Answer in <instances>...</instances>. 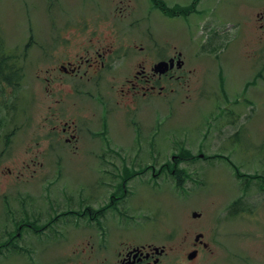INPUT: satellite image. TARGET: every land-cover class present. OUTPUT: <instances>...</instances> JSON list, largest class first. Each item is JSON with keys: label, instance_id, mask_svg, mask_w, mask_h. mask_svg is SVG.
Instances as JSON below:
<instances>
[{"label": "rangeland", "instance_id": "374dc122", "mask_svg": "<svg viewBox=\"0 0 264 264\" xmlns=\"http://www.w3.org/2000/svg\"><path fill=\"white\" fill-rule=\"evenodd\" d=\"M160 1L178 14H165L152 0H0V52L16 57L23 68L19 84H0V245H8L0 264L98 263L111 259L122 240L152 236L167 243L169 233L174 242L168 245L175 248L193 236L196 225L204 226L206 237L217 238L215 263H227L226 256L236 252L242 264H264V198H245L252 217L224 221L232 176L258 173L250 160L264 150V0ZM192 3L193 11L182 13ZM71 33L76 44L62 48L58 37ZM95 33L103 43L123 36L134 44L153 41L176 48L185 61L182 87L167 99L144 100L143 107L129 113L114 104L122 99V80L113 86L101 83V100L95 99L93 83L79 85L87 95H70L69 87L54 84L56 97L68 101L57 107L47 91L52 68ZM58 88H65L63 96ZM68 103L74 105L66 110ZM51 106L58 121L72 116L86 127L83 117L88 118L94 136L102 139H92L85 129L79 151L71 153L62 133L52 130ZM186 152L211 158L189 156L171 163L172 155ZM152 167L156 173L160 169V179L149 178ZM176 168L187 175L181 187L171 177ZM143 169L145 176L128 179L125 187L124 208L137 214L134 229L119 231L110 217L100 228L89 214L59 215L82 209L85 202L107 206L105 186L101 194L90 186L95 177H132ZM193 211L202 220H194ZM215 219L216 229H208ZM20 220L25 231H20ZM31 223L46 228L29 230ZM162 264H169V258Z\"/></svg>", "mask_w": 264, "mask_h": 264}, {"label": "flooded vegetation", "instance_id": "af4514ba", "mask_svg": "<svg viewBox=\"0 0 264 264\" xmlns=\"http://www.w3.org/2000/svg\"><path fill=\"white\" fill-rule=\"evenodd\" d=\"M74 37L75 35L72 33L68 37H58V44L61 43L60 46L62 48H66L72 43L76 44V40H73ZM85 39L86 41L82 40L79 42L77 46L78 50L74 53H64L61 64L52 68L55 70L53 77L46 80L47 91L52 98H55L53 103L57 107L62 103L66 104L68 101L65 97H56L57 92L54 84L69 87L68 93L72 95L75 88L74 83L71 81L76 78L84 85L93 83L95 88L99 87L103 82H110L113 86L116 80H122L121 84L123 87L120 90L122 99L120 102L116 99L114 104L116 106L120 104L127 110L129 108L132 109L137 101L149 98L159 99L162 96L168 95L169 92L174 93L177 86L182 87L185 81V75L182 70L185 66V61L182 60V53L176 48H164L155 43L147 46H144V44L138 45L131 41L133 40L132 37H115L113 38L114 41H107V39L104 43L97 41L99 35L96 34ZM181 61L183 62L182 66ZM161 62H166L167 65L159 68ZM61 74L68 77L66 78L67 81L61 77ZM64 89L58 88L57 91L63 96ZM77 94H82V91L80 93L78 90ZM88 94L91 95L90 92ZM104 97L102 92L98 93L97 98L99 100ZM128 99L129 101H127ZM73 105L74 103H68V105H65V109L67 110V106L71 108ZM50 108L53 109L52 123L55 122L52 130L56 131L57 135L58 133H62L64 142L73 148V150H70L72 151L71 153L75 154V150H79V145L81 144H79V135L81 136L82 131L80 123L72 116L67 120L58 121L54 106ZM102 110L107 114L108 109L106 105H102ZM83 118L87 121L86 127L83 128H86V131H90L92 134V129L89 127L92 122L88 118ZM236 135L237 133L235 132L234 136ZM250 161L257 163L259 168L258 175L251 177L235 172L232 176L233 180L231 181L233 182L234 190L231 192V197L224 204L225 214H227L225 222H229L230 219L233 220L237 217H243V215L245 217H252L246 213L248 212V208L244 204L245 198H251L254 195L264 198V151L258 152L256 160ZM227 162L232 167H236L231 158H227ZM36 164L37 162L34 165L36 166ZM34 165L27 164L25 167L32 168ZM153 177L160 179L159 175H153ZM18 178L20 179V176ZM186 178H178V182H181L179 183L180 187ZM90 184L96 192L99 191V194H101L103 189L101 185L105 186L104 189L109 191L108 205L111 206L106 208H102L101 206L92 207L88 202H85L82 211H78V215L89 214L91 222L94 223L96 221L100 228H102L103 222L110 217L117 221L119 231L134 229V219L137 214H130V209H125L123 204L128 194L125 188L127 183L119 181L118 177L109 176V178L95 177ZM96 194H92L94 195V200L97 199ZM194 213L197 212H192L191 214L194 220H202L201 213H197L199 215L197 217L194 216ZM214 222L215 226L211 224L208 229H216V225L219 223L218 219H215ZM153 225H155V221H153ZM120 227L125 229L122 230ZM203 227L199 228L196 225L193 236L189 240L186 239L184 242H181L179 247H169L171 245L168 244L174 242V236L171 233H169L167 243H162L152 236H149L150 239L144 241H140L141 238L139 240L133 238L128 239V241L122 240L120 242L122 246L118 248L111 259L108 260L104 257L101 262L92 263L91 261L90 263L89 261L83 264H162L168 258L169 264H219L214 262L217 257L214 249V246L217 245V238L214 236L206 237ZM103 232L105 233V229ZM155 239L157 242H155ZM225 260L227 263L221 264L243 263V258L239 254L237 257L236 252H230V255H227ZM237 260L240 263H237Z\"/></svg>", "mask_w": 264, "mask_h": 264}, {"label": "trees", "instance_id": "16d2710c", "mask_svg": "<svg viewBox=\"0 0 264 264\" xmlns=\"http://www.w3.org/2000/svg\"><path fill=\"white\" fill-rule=\"evenodd\" d=\"M154 5L161 9H165V3L160 0H152ZM197 2V1H196ZM195 3H192L189 7L186 9H181L182 13L187 14L188 12L193 11L195 7ZM21 61L16 60V57L11 56L10 53L7 52H0V84L1 83H7L8 85H11L13 81L17 82V79H21V71L23 70ZM17 76V79H16ZM13 85V84H12ZM186 155L180 156L179 158H175L177 163H180L181 161L184 160L183 157H189L192 156L190 152L184 153ZM173 171V174L176 175L177 179L180 178L182 179L183 177H186L187 175L185 174L184 171H179L177 168L176 169H171ZM178 181V180H177ZM180 182H178L179 184ZM111 205H107V207H110Z\"/></svg>", "mask_w": 264, "mask_h": 264}, {"label": "water", "instance_id": "95a60500", "mask_svg": "<svg viewBox=\"0 0 264 264\" xmlns=\"http://www.w3.org/2000/svg\"><path fill=\"white\" fill-rule=\"evenodd\" d=\"M194 216H195V217H197V216H199V215H198V214H196V213H194Z\"/></svg>", "mask_w": 264, "mask_h": 264}]
</instances>
